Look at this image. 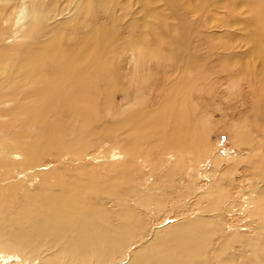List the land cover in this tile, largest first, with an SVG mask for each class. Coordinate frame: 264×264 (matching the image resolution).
Wrapping results in <instances>:
<instances>
[{
  "label": "bare ground",
  "instance_id": "6f19581e",
  "mask_svg": "<svg viewBox=\"0 0 264 264\" xmlns=\"http://www.w3.org/2000/svg\"><path fill=\"white\" fill-rule=\"evenodd\" d=\"M152 1L0 0V264L8 258L19 264H112L116 257L120 264H191L200 258L207 242L200 229L204 222L193 218L150 228L139 217L141 206L150 214L151 200L159 211L176 185L158 190L159 179H153L150 189L136 190L138 178L135 184L131 179L148 162L158 170L161 152L170 151V171L182 165L184 149L191 152L189 163L207 154L204 146L195 150L184 138L177 108L189 84L190 71L181 63L188 58L164 54L161 39L150 48L146 37L128 39L131 49L111 56L115 41L102 39V28L110 24H128L130 35L139 24L146 30L149 20L164 21L151 11ZM162 1L187 27L185 38L194 27L188 16L198 6L231 13L220 25L228 30L226 40L219 48L212 45L213 59H207L218 64L211 82L224 91L214 90V96L231 110L263 104L264 0H200L184 12L180 0ZM190 37L199 47L200 40L206 42L200 35ZM198 59L193 58L194 66ZM153 68L159 69L158 78ZM158 103L164 106L151 109ZM100 104L109 111H100ZM98 146L100 170L64 165ZM147 154L151 160L144 159ZM219 160L215 156L213 164ZM254 160L240 161L252 167L251 175L259 166ZM52 163L60 166L49 169ZM187 178L195 191V170ZM216 187L201 195L217 190L208 205L213 210L225 197L222 186ZM136 191L149 193L134 201ZM231 233L226 240L237 237ZM144 235L149 239L128 256L126 249Z\"/></svg>",
  "mask_w": 264,
  "mask_h": 264
},
{
  "label": "rangeland",
  "instance_id": "374dc122",
  "mask_svg": "<svg viewBox=\"0 0 264 264\" xmlns=\"http://www.w3.org/2000/svg\"><path fill=\"white\" fill-rule=\"evenodd\" d=\"M180 3V11L184 12V9L188 8V6L195 9V4H200L202 1L180 0ZM137 7H132L133 12H137ZM200 8L198 6V10L188 16V24L190 26L194 25V27L196 25L195 28L198 29L191 27L192 31L189 30L187 38H185L187 27L181 25L179 20L171 15L170 10L162 0H153L150 9L151 11L159 12V16L164 21L155 23L149 20L148 26L145 25V27L143 25L146 30L141 28L142 24H139L136 29L133 28L130 35L126 33L128 24L124 27L120 24H110L102 28L103 41L112 39L115 41L111 56L119 57L118 52L122 48L123 52L130 50L131 46L127 42L128 39L132 38V40L140 42L143 37H146L145 45L151 43L150 46L147 45L148 47L155 48V46H152V42L161 39L164 40L161 49L164 54L171 57L173 54L181 53V59L183 57L188 58V61H181V63L190 71V73L186 72V75L190 77L188 80L189 84L186 83V85L188 84L187 90L185 89L186 91L182 93L178 102L179 106H175L179 108L178 113H182L180 115L183 120L181 123L182 127L186 129V134L183 136L188 141V144L194 142L195 150L200 145L204 146L207 151L205 156L203 154L195 162L189 163L191 152L184 149L181 155L183 163L180 168L174 169V171L168 169V167H171V162H169L171 159L167 158L170 151L161 152L162 158L159 156L160 154L158 155L160 157L157 163L158 170L154 168V165L152 166L153 168L151 167V162L139 169L141 171L136 172V175L131 177L133 184L136 183L138 178L135 184L137 186L136 190L141 187L150 189L153 179H159L157 185H155L158 190L161 189V186L163 190L164 188L171 189L172 185L173 187L176 185V187L171 189V194H167V199L163 202L159 211L154 210L153 200L147 203L149 207L146 211H151L150 214L146 213L142 206L137 210L142 214H139V217L150 223V228L157 225L165 226L168 223H183L193 218H195V221L204 222V227L200 229H202L201 233L207 237L204 236L207 242L201 248L200 258H196L191 264H264V102L261 105L253 104L250 109L245 105L246 107H237L235 110H231L227 108L226 100H223V103L222 101L220 103L217 101L218 97L214 96V90H217L219 95L224 91L222 89L218 90L221 85H214L211 82L213 70L217 63L211 66L207 59L208 57L213 59L211 54L215 49L212 45L215 48H219L222 46V42L226 40L225 36L228 30L225 26L222 27L220 25L226 20V15L227 19L231 17V13L225 7H222V10L221 8L218 9L208 5L205 8H201L202 10ZM130 20L131 17H128L123 21L127 22ZM137 21L135 20L134 24ZM195 34L206 38V42L200 40L202 42L201 47L190 37ZM212 37L216 39L218 37L214 42L215 44L210 42ZM194 57L200 58L198 59L199 61H195V66ZM157 70L159 69L153 68V73L157 74L158 78L159 73H157ZM262 94L264 95V93ZM114 100L116 102L120 101L116 97ZM125 106L122 105L121 107ZM163 106L158 103L151 109L162 108ZM137 108L138 106L134 110ZM98 109L108 112L110 106L107 108V106L100 104ZM155 128V126L150 124L151 130ZM96 148L85 152L74 163H70L71 159H69L64 165L66 167L75 166L76 168L91 166L98 167L100 170L102 160L98 161V159L103 150L100 146ZM198 150L201 149L199 148ZM86 154L89 156L87 159L85 158L87 157ZM148 155L147 157L145 155L144 159L149 158L151 160L152 158ZM215 156L220 157V162L217 165L213 164ZM255 156L256 160L254 162H257L259 166L256 171L257 174L251 175L252 167L241 162L247 157L253 160ZM139 158L143 160V157ZM57 166L60 165L52 163L49 169H54ZM191 170H195V180L191 182V184L195 182V191L190 185V179L187 178V173ZM199 179L202 180L200 181ZM206 179L209 181L206 182ZM162 181L163 183H161ZM216 184L219 186L218 189L222 186L225 190V197L218 202L216 201L217 205L215 210H213L208 205L212 201L210 200L212 197L216 199L215 197L218 196V193L216 194L217 190L213 192V196L210 194V196L202 197L201 195H203L202 192L211 189V185L215 188ZM148 193H142L141 196V192L136 191L132 199L136 201V198L137 200L141 199ZM199 198H202V200ZM108 199L112 200V198ZM114 209L116 207L111 208L112 211ZM171 210L172 212H170ZM195 230L201 231L196 228ZM234 230L237 231L235 232ZM233 232L237 237L231 239V241L226 240L225 237L228 234L230 235V233L234 234ZM148 239L149 236L146 237L144 235L143 239L132 243L126 249L128 256H131V252ZM120 259L116 257V262L112 264H120ZM4 264H19V260L8 258ZM33 264L37 263L34 262Z\"/></svg>",
  "mask_w": 264,
  "mask_h": 264
}]
</instances>
